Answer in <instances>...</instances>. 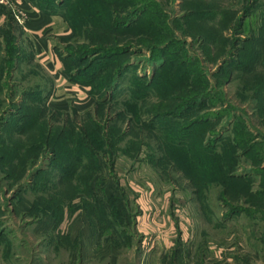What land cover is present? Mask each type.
<instances>
[{"label": "rangeland", "instance_id": "1", "mask_svg": "<svg viewBox=\"0 0 264 264\" xmlns=\"http://www.w3.org/2000/svg\"><path fill=\"white\" fill-rule=\"evenodd\" d=\"M50 1L69 27L53 44L82 92L58 99L13 24L2 29L0 264H80L90 235L135 264L136 217L152 205L145 249L151 220L172 211L196 242L253 252L264 242V0Z\"/></svg>", "mask_w": 264, "mask_h": 264}, {"label": "crops", "instance_id": "2", "mask_svg": "<svg viewBox=\"0 0 264 264\" xmlns=\"http://www.w3.org/2000/svg\"><path fill=\"white\" fill-rule=\"evenodd\" d=\"M11 2L15 5L13 8L0 3V32L8 25V22L13 24L17 36L16 40L18 41L17 46L23 47L24 44L26 48L30 47L32 49L33 59L38 61L52 76L55 84V96L58 99L75 97L76 94L82 92L80 87L72 84L66 76L64 60L53 44L55 39L62 38L69 31L67 21L60 7L56 4L55 7L45 6L40 0H11ZM17 12L22 14L21 23H18L15 19ZM19 59H23V56H20ZM148 209L149 213L156 218V213L153 212V209H156L155 206L139 207L136 226H140L138 227V233L141 235L142 241L140 242L141 249L135 254L137 261L135 264H242L238 262V258L243 261L247 256L248 264H252L253 257L264 256V242H260V238H256L259 246L253 252H249L250 254L246 250H244L246 253L241 250L226 255L221 246L213 247L208 243L200 244V242L194 240L192 232H189L190 225L187 226L188 232L182 229L178 223H174L173 227L170 219L172 211L168 215L164 214L166 215L164 219L159 216L160 219H157V222L155 219L151 220L155 227L151 225L150 229L156 235L153 241L149 243L150 247L145 249L144 244L147 238L144 237L146 233L144 230L148 228V225L145 224L143 218ZM84 230L87 229L84 228ZM173 230H175L174 236H172ZM83 233L85 232L83 231ZM85 238L83 239L86 240L85 246L82 248L81 253L83 259L80 264H88L92 260L95 263L97 262L96 264H118L120 254H125V251L120 253L119 250L107 244L105 239L103 245L97 249L101 242L99 235H90L89 239L85 236ZM251 254L254 255L251 257L252 259L249 257ZM253 264L259 263L254 262Z\"/></svg>", "mask_w": 264, "mask_h": 264}, {"label": "trees", "instance_id": "3", "mask_svg": "<svg viewBox=\"0 0 264 264\" xmlns=\"http://www.w3.org/2000/svg\"><path fill=\"white\" fill-rule=\"evenodd\" d=\"M41 1V3H43V4H45V6H49V7H55V4H54V2H51L50 0H47V1H43V0H40ZM50 1V2H49ZM60 8H62V5H60L59 6ZM65 14V13H64ZM63 14V15H64ZM64 17H65V15H64ZM66 19V18H65ZM8 25L10 26L11 25V22H8ZM7 25V26H8ZM8 34V33H7ZM6 34V35H7ZM9 34H11V31H10V33ZM63 59V58H62ZM64 60V67H65V74H66V76L68 77V79L72 82V75L71 74H69L68 72H67V70H66V59H63Z\"/></svg>", "mask_w": 264, "mask_h": 264}, {"label": "built area", "instance_id": "4", "mask_svg": "<svg viewBox=\"0 0 264 264\" xmlns=\"http://www.w3.org/2000/svg\"><path fill=\"white\" fill-rule=\"evenodd\" d=\"M0 3L8 5L10 8H13L15 6L11 2V0H0ZM15 19L17 20L18 23H21L22 22V14L17 12V14L15 15Z\"/></svg>", "mask_w": 264, "mask_h": 264}]
</instances>
